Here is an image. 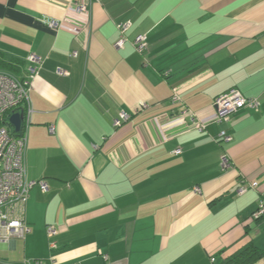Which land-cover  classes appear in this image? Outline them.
<instances>
[{"label":"crops","instance_id":"0c3cea01","mask_svg":"<svg viewBox=\"0 0 264 264\" xmlns=\"http://www.w3.org/2000/svg\"><path fill=\"white\" fill-rule=\"evenodd\" d=\"M73 1L0 0L11 66L0 71L29 80L28 57L42 59L25 158L48 189L27 201L24 261L217 264L251 243L264 251L253 215L264 202V0H91L89 17L66 11ZM232 89L259 106L218 123L215 99ZM183 108L207 128L192 129ZM121 112L131 118L115 127Z\"/></svg>","mask_w":264,"mask_h":264},{"label":"built area","instance_id":"2783aa9c","mask_svg":"<svg viewBox=\"0 0 264 264\" xmlns=\"http://www.w3.org/2000/svg\"><path fill=\"white\" fill-rule=\"evenodd\" d=\"M90 1L75 0L67 5L66 11L75 14L90 15ZM129 23L118 24L120 38L116 43L118 49L122 48L127 40L126 31ZM49 26L52 29H59L62 23L56 20H50ZM84 31V30H83ZM135 47L138 52L143 53L147 48L146 37L139 35L135 39ZM72 56H77L74 51ZM30 66L28 71L30 79L39 75L42 69V59L35 54L28 57ZM59 74L66 72L59 70ZM20 81L8 72L0 71V250L2 245L15 247L17 240L25 241L26 237L31 233V227L25 219V208L30 193L33 188L39 186L41 190L47 191L46 182L40 180H30L27 173L26 150L27 136L26 130L31 124L33 109L31 106L30 92L32 90L31 80ZM181 99L176 90L172 96V102L178 103ZM214 106L218 111L217 122H225L229 119V114L234 113L245 106L258 108L257 100L246 98L239 90L232 89L221 94L215 99ZM24 112V127L22 134L15 136L7 122L8 116L12 112ZM182 115L190 117L191 128L204 131L207 125L198 119V116L192 113L188 108H183ZM131 118L127 112H121L119 117L114 120V126L120 127L123 123ZM54 132V127L50 128ZM222 140L229 141L231 137L225 131H221L219 135ZM222 168H231L232 164L228 155L222 157ZM257 183H253L252 187L256 188ZM247 187L242 185L238 193L243 194L247 191ZM254 217L260 218L264 216V202L259 209L253 214ZM48 235L53 236L57 233L56 228L49 226L47 228ZM55 248V244H51ZM0 264H28L24 262H10L0 258ZM35 264H43L42 261H36Z\"/></svg>","mask_w":264,"mask_h":264},{"label":"trees","instance_id":"16d2710c","mask_svg":"<svg viewBox=\"0 0 264 264\" xmlns=\"http://www.w3.org/2000/svg\"><path fill=\"white\" fill-rule=\"evenodd\" d=\"M129 23V22H122ZM121 24V23H120ZM0 68L8 69L11 68L9 64L3 59L0 54ZM18 136V134H14ZM263 217V216H262ZM261 217V218H262ZM264 259V251L257 248L254 244H249L245 248L241 249L231 257L223 259L217 264H255L259 260Z\"/></svg>","mask_w":264,"mask_h":264},{"label":"rangeland","instance_id":"374dc122","mask_svg":"<svg viewBox=\"0 0 264 264\" xmlns=\"http://www.w3.org/2000/svg\"><path fill=\"white\" fill-rule=\"evenodd\" d=\"M25 244L23 240H17V248L16 250H9V249H1L0 250V258L10 261V262H20L24 261L27 256H25Z\"/></svg>","mask_w":264,"mask_h":264},{"label":"water","instance_id":"95a60500","mask_svg":"<svg viewBox=\"0 0 264 264\" xmlns=\"http://www.w3.org/2000/svg\"><path fill=\"white\" fill-rule=\"evenodd\" d=\"M7 122L13 134L21 135L24 127V112L22 110L19 112H12L8 116Z\"/></svg>","mask_w":264,"mask_h":264}]
</instances>
